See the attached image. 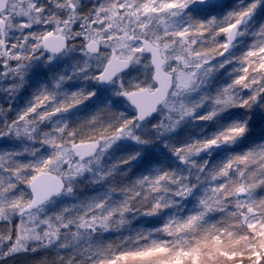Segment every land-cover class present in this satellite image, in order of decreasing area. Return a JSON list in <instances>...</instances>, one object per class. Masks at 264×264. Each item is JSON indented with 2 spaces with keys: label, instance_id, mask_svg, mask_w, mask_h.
I'll return each instance as SVG.
<instances>
[{
  "label": "snow or ice",
  "instance_id": "6c2138e0",
  "mask_svg": "<svg viewBox=\"0 0 264 264\" xmlns=\"http://www.w3.org/2000/svg\"><path fill=\"white\" fill-rule=\"evenodd\" d=\"M211 6L210 0H99L84 11L81 0H0V84L17 81L0 86V91L14 97L32 62L45 52L55 57L79 48L84 57L97 60L95 65L86 60L79 67L84 79L114 85V94L135 109L129 117L107 104L72 126L62 114L96 93L61 91L63 83L73 78L61 76L52 89L38 91L14 119L5 118L0 137L25 136L49 151L37 156V149H25L34 157L31 160L18 159L21 152L0 151V221L11 225L14 217H20L15 232L11 227L0 230V260L53 246L68 249L72 241L82 240L89 242L88 247L67 258L58 256L59 264H117L125 258L142 264H182L185 259L187 264H236L238 260L243 264L245 256L249 264L264 260V197L256 196L257 189H264V143L229 154L212 166L195 159L236 143L248 131L246 120L181 145L166 144L183 169L156 168L130 185H113L103 195L52 215L45 212L54 197L72 193L76 179L93 172L122 139L146 145L162 139L186 117L211 121L230 108L264 107V26L254 33L247 51L239 56L231 52L264 0H238L223 18L201 20L189 15L194 7ZM221 35L222 42L217 39ZM230 64L229 83L198 100L189 99ZM136 67L140 74L129 79V70ZM90 68L98 69V74ZM206 104L209 111L193 115ZM6 111L0 108V113ZM58 114L60 118L54 120ZM48 123L50 130L42 131ZM146 132L151 136L146 137ZM139 155L119 163L127 164ZM116 167L96 175L105 179ZM22 184L30 191L22 190ZM202 185L191 211L172 215L155 229L171 241L157 239L151 231L138 232L129 238L134 250H122L118 256L112 254L113 245L91 243L93 233L127 224L129 214H157L192 196ZM211 212H220L225 219L208 224Z\"/></svg>",
  "mask_w": 264,
  "mask_h": 264
},
{
  "label": "trees",
  "instance_id": "16d2710c",
  "mask_svg": "<svg viewBox=\"0 0 264 264\" xmlns=\"http://www.w3.org/2000/svg\"><path fill=\"white\" fill-rule=\"evenodd\" d=\"M99 2V0L96 2V4ZM238 0H217L210 8H196L194 7V10L192 13H194L197 17H199L202 20H205L209 18L210 16L216 17V18H223L226 16L230 11L233 10L234 6L237 4ZM262 26H264V7H260L255 15L251 18V20L248 23L247 28L250 29L246 32V35H243L239 39V43H242V49L239 52V55H241L243 52L247 51L249 46L254 42L255 36L254 33L257 32ZM221 40H224L225 37L221 35L219 37ZM233 65H227L225 68L220 69L219 76H214L212 79L215 81V84L210 85V90H212V93H214L217 89H219L222 85H225L230 82L231 77L229 76V73L231 72ZM238 67V65H237ZM36 73V72H35ZM33 73L32 79L35 80L32 85L28 84L25 85V92L20 98L21 100H29L27 93L33 92L34 90L36 92L40 91L41 88L38 86L39 81L43 80V76H41V73H37L35 75ZM49 80H54L52 78H48ZM213 81V82H214ZM207 106V104H206ZM210 108L208 106L207 109H204L200 115L205 114L207 111H209ZM90 113H94L93 111ZM196 116H199L197 114ZM80 121H83L84 116H78ZM77 119V120H78ZM247 121L248 131L247 133L241 137L236 143L232 144L231 146H222L215 151L211 153V155H208L207 153H202L200 156L196 157L195 159L197 162L207 160L209 163V166H212L216 163H219L221 160L225 159L229 154L232 153H243L249 149H251L253 146L257 144L264 143V107H261L259 104L253 106L250 110L245 108H230L220 114L216 118H214L211 121H202L194 119L193 117H186L173 131L170 133H167L162 139L155 140L153 143H151V148L148 147L144 151H140V158H136L131 160L127 164H120L119 162L122 159L127 158L126 154L125 156L119 157L118 165L117 162L114 161L111 163L112 165H117L119 169L114 170V173L112 177L108 178V182H110L109 187L116 185L119 186L120 183L118 181L121 174L124 172L130 171V173L133 175L134 179H138L143 175L151 173L156 168H163V169H176L178 167L184 168V165L181 161H178L172 151L169 150L168 147H166V144H174V145H181L187 142H190L194 139L202 138L203 136H206L208 134H211L218 129L223 128L225 125H228L234 121ZM8 145V144H7ZM6 151H10V149L4 148ZM128 152V151H127ZM138 151H136L137 153ZM132 155L131 152L129 156ZM18 159L21 160H31V157L28 153H23L22 156L18 157ZM194 171V170H193ZM127 178V177H126ZM134 182V181H133ZM133 182L125 181L122 186L124 185H130ZM98 183H102L98 180ZM24 187V191L28 192L27 184H22ZM203 188V185L200 189H197L194 194L188 198H185L178 202L176 206L162 209L159 213L150 215L151 218H137L135 222H129L126 224V230L130 233H138L143 232L147 234L148 232H153L155 238L162 239V240H168L171 241L173 238L168 237L165 234H156L155 229L163 227V224L166 222V220L172 216V215H186L189 211L193 209V207L197 204V196L200 194L201 189ZM86 194H90L88 192V186L83 185L81 188H79L76 192L75 198L71 200L70 203L74 204L76 202L84 201V196ZM119 198L120 194L117 192ZM257 198L264 197V189H257L256 191ZM60 199V198H59ZM53 200L51 204H56L57 200ZM62 207H58L60 210ZM234 210V209H230ZM208 224H214L222 221L225 219V215L220 212H211L206 217ZM112 225L109 229H116V226ZM113 227V228H112ZM119 227L118 229H120ZM74 229V227H73ZM98 234L101 235V232ZM101 241L107 246L109 244V238L108 236L102 237ZM111 240V239H110ZM112 241V240H111ZM116 246L115 247V254L118 255L122 250L127 249H133L135 248V244L130 242L129 237L126 239L125 237H120L117 239L116 242H114ZM143 243V241H141ZM63 249H59L58 253L60 256H64L65 258L75 254L71 252V249H69V252L61 254ZM57 254V247H48L39 249L36 252H27L22 254H16L13 256H10L6 259L0 260V264H35V262L44 259V258H51L52 256H55ZM77 259H80L79 256H77ZM230 264V263H229ZM260 264H264V260L260 261Z\"/></svg>",
  "mask_w": 264,
  "mask_h": 264
},
{
  "label": "rangeland",
  "instance_id": "374dc122",
  "mask_svg": "<svg viewBox=\"0 0 264 264\" xmlns=\"http://www.w3.org/2000/svg\"><path fill=\"white\" fill-rule=\"evenodd\" d=\"M97 1L98 0H81L82 10L86 11L88 8L94 6ZM210 2H211V5H213L215 2H217V0H210ZM201 8H203V7H201ZM192 12L189 13L190 16H192L196 19H200L199 17H197ZM248 30H250V29L247 28L246 32ZM241 37L242 36H239V39ZM217 39L220 40L221 42L223 41L219 37ZM239 39H238L237 43L235 44L236 46L231 50L232 54H234L235 56H237L239 54V52L241 51L242 46H243L242 43H239ZM75 43L78 45L81 43V41L79 39H77L75 41ZM102 51L106 52L108 50L103 49ZM227 55H228V53H225V56H227ZM223 59H224V57H216V60L222 61ZM86 60L91 65H95L97 63V60H95V59H88V58L84 57L82 52L79 50V48H77V50H75V51H69L66 54L64 53L63 56H59V57H52L51 55L44 53V55L41 58L32 62L31 66L27 70L26 76L24 77V82L22 83V86L19 88L17 94L14 97L9 96L8 93H6V92L0 91V108H3L5 111L9 107H11V109H12L11 111H6L5 113H0V124H3L5 118H7L8 120L14 119L18 112L25 109L29 105V102L33 99V96L37 93L35 90L33 92L30 91L27 93L28 98H30L29 100H25V98H24V100H21L20 97L24 93H26L24 86L27 85L28 82L30 85H32L33 82H35V80L32 79V77H33L32 75L35 72H36L35 75H37V73L39 74V72H40L41 76H43V80L39 81V85H38L41 89L44 87H48L49 89H52L54 86V82L59 81V78L61 76H64V77L72 76L73 77L72 79H69L63 83V88L61 89V91L65 90L64 92L71 93V92H74L77 90H83L85 92L93 91L96 93L95 96L91 97L89 100H86L84 103L77 106V108L71 109L70 110L71 112L69 111L67 113L62 114L63 120L67 121L72 126L78 125L79 123L83 122L84 120L90 118L92 115L96 114L101 108H103L107 104H110L114 111L124 112L130 117V113H129L128 107L125 103L124 97L117 96L114 94V92H115V86L114 85H111L105 91L100 90V88L97 84V81L86 80V79H84V73L78 72L79 67H81ZM213 63H215V61H213ZM93 70H95L96 74H98V69L90 68L89 72H91ZM140 71H141V69L139 67L133 68L130 71L128 78L130 79L133 76H138L140 74ZM219 71L215 72L211 77H209V81H208L207 85L204 87V89L201 92H197V93L192 94L189 99L191 101H195V100H198L199 97L203 93L211 94L212 90H210V85L215 84V81L212 78L216 75L219 76ZM48 78H52L54 80H49V82H48L47 81ZM15 82H17V81L6 80V81H3L2 84H0V86L6 87V86H8L12 83H15ZM208 106L209 105H207V106L204 105L193 115L194 116H196L197 114L200 115V113L204 109H207ZM72 111H74V112H72ZM92 111L94 113H90ZM60 116H61V114H58V117H54V120L57 118H60ZM78 116H81V117L84 116L83 121H80V119H78L79 118ZM51 126H52L51 123H48V124L42 125L41 129H42V131H49ZM150 127H151V125H148V128H150ZM145 135H146V137L151 136V132H146ZM146 145L149 148H151L150 147L151 143L146 144ZM146 145H141V144H138V143L133 142V141L128 140V139H122L121 141H118L101 158L99 164H96L94 166L93 172H86L84 175H82L81 177H78L76 179L72 193H70V194L64 193V195L61 196L59 200H57L56 204L49 203L46 205L45 212L47 213V215H52L53 213L59 211V209H58L59 205L62 208L65 206L71 205L72 204V203H70L71 200L73 198H75L77 190L79 188H81L83 185L88 186V192L90 193V194H86L84 196V201L88 200L92 197L103 195V194L107 193L110 189V187H109L110 182H108L107 180H108V178H110L112 176H108L105 179H100L96 175V173L99 171L107 172L109 169L112 168L111 163L114 161V159H116V157L119 159V157H121L123 155L125 156V154L128 157L130 152H131V154L136 153V151H138V153H139L140 151L146 150V148L148 149V147ZM7 147H8V149L11 148L10 151L21 152L24 154L27 153L25 151V149H37L38 150L37 156L46 155L49 151V149L46 146L41 145L39 141L29 140L25 136L16 137L15 135H12V134H10L9 136H6V137H0V151H6V149H4V148H7ZM30 157H31V159H34L33 156H30ZM140 157L141 156L139 155L138 158H140ZM115 161L117 162V165H118V160L116 159ZM117 169H119L118 166L116 167L115 170L117 171ZM113 173H114V171H113ZM98 180L102 183L99 184ZM135 180L136 179L133 178V175L130 173V171L124 172L123 174L120 175V177L118 179V181L120 183L119 186H122L125 181H129L131 183ZM23 187H24L23 185H20V188L22 190L24 189ZM27 189L29 192L28 185H27ZM115 198L119 199L118 194H115ZM76 203H79V202H76ZM76 203H74V204H76ZM140 217H142V218H149L150 217L151 218L152 216L140 215L138 213H132V214H129L127 216V219L129 222H135V220H137V218H140ZM19 223H20V217L19 216H16L13 218L11 225H9L5 221H0V230H4L7 227H11L13 229V231L15 232L16 227L19 225ZM125 228H126V224L121 226L120 229H118L116 227L115 230L109 229L108 231L101 232V235L98 234L99 232L93 233V239H92L91 243L93 245L105 246V244L101 241L103 238H100V236L110 237L109 238L110 242L108 245H113L112 254L114 255L115 254V247H116V246H114L115 245L114 242H116L117 239H119L120 237H123V238L125 237L127 239L128 237L129 238L135 237L137 235L136 232L130 233V232L125 231L126 230ZM75 230H76L75 228L72 229V231H75ZM57 243H59V241ZM88 245H89V242L87 240H82L79 242V248L81 250L88 247ZM69 249H71V252L74 253L73 249L70 247L68 249H63L61 254H64L66 252L68 253ZM118 255H120V254H118ZM229 263L231 264V262H229ZM117 264H142V262L138 259L134 260L131 258H125V259L118 260ZM165 264H167V261H165ZM173 264H174V262H173ZM182 264H187V260L185 259L184 261H182ZM236 264H240V261L238 260L236 262ZM243 264H249L247 256L244 257Z\"/></svg>",
  "mask_w": 264,
  "mask_h": 264
},
{
  "label": "clouds",
  "instance_id": "9594fccd",
  "mask_svg": "<svg viewBox=\"0 0 264 264\" xmlns=\"http://www.w3.org/2000/svg\"><path fill=\"white\" fill-rule=\"evenodd\" d=\"M71 244H72L71 248L73 249V252H77L79 250V241H72ZM59 249H65V248L63 247V245L59 246V248H57V254L55 256H52L51 258L41 259L35 262V264H59L58 261V256H60L58 253Z\"/></svg>",
  "mask_w": 264,
  "mask_h": 264
},
{
  "label": "water",
  "instance_id": "95a60500",
  "mask_svg": "<svg viewBox=\"0 0 264 264\" xmlns=\"http://www.w3.org/2000/svg\"><path fill=\"white\" fill-rule=\"evenodd\" d=\"M237 40H238V37H237ZM237 40L235 41V43L237 42ZM46 53H48V54H51V53H49V52H46ZM62 54H64V53H61V54H56L55 56H60V55H62ZM52 55V54H51ZM130 71V70H129ZM98 84H99V86L102 88V89H106L107 87H109V85H110V83H106V82H98ZM127 100V99H126ZM128 101V100H127ZM128 103L130 104V102L128 101ZM132 107V106H131ZM135 110V109H134ZM157 114H154V116H156ZM52 175H55V173H52ZM29 191H30V189H29ZM61 195H63V194H60V195H58V196H56V197H54L53 198V200H55V199H58Z\"/></svg>",
  "mask_w": 264,
  "mask_h": 264
},
{
  "label": "flooded vegetation",
  "instance_id": "af4514ba",
  "mask_svg": "<svg viewBox=\"0 0 264 264\" xmlns=\"http://www.w3.org/2000/svg\"><path fill=\"white\" fill-rule=\"evenodd\" d=\"M46 54H47V53H46ZM63 55H64V54H62V55H60V56H63ZM51 56H52V55H51ZM52 57H53V56H52ZM55 57H59V56H55ZM111 85H112V84H110L109 87H110ZM109 87H108V88H109ZM108 88H107V89H108ZM107 89H106V90H107ZM64 91H65V90H64ZM103 91H105V90H103ZM124 100H125V99H124ZM125 103H126V105H127V107H128V110H129V113H130V117L133 116V115H135V110H134V108H133V107H130V104H128V102H127L126 100H125ZM76 108H77V107H76ZM70 112H71V111H70ZM72 112H74V111H72ZM156 117L159 118L158 115H156Z\"/></svg>",
  "mask_w": 264,
  "mask_h": 264
}]
</instances>
